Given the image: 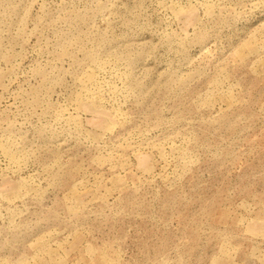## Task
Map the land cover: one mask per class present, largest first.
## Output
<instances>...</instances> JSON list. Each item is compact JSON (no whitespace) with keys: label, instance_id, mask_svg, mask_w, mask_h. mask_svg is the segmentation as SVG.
<instances>
[{"label":"rangeland","instance_id":"obj_1","mask_svg":"<svg viewBox=\"0 0 264 264\" xmlns=\"http://www.w3.org/2000/svg\"><path fill=\"white\" fill-rule=\"evenodd\" d=\"M0 264H264V0H0Z\"/></svg>","mask_w":264,"mask_h":264}]
</instances>
